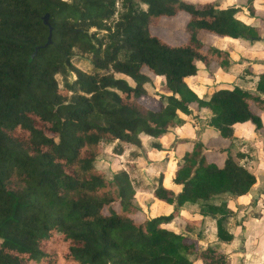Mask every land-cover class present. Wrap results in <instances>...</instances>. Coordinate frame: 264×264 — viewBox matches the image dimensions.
<instances>
[{"label": "trees", "instance_id": "1", "mask_svg": "<svg viewBox=\"0 0 264 264\" xmlns=\"http://www.w3.org/2000/svg\"><path fill=\"white\" fill-rule=\"evenodd\" d=\"M244 1L254 23L212 0H0V264H226L217 245L200 247L197 219L168 224L193 206L214 220L218 241L231 240L229 202L255 177L230 155L217 160L201 141H180L170 180L178 190L162 175L143 185L133 166L111 171L98 157L108 147L133 161L142 137L161 150L158 139L200 114L227 140L234 124L262 127L264 72L254 92L218 85L199 96L185 81L198 63L231 64L206 37L260 39L264 3ZM177 15L186 17L182 38L150 32ZM155 77L157 97L145 87ZM154 203L168 211L153 215Z\"/></svg>", "mask_w": 264, "mask_h": 264}, {"label": "crops", "instance_id": "2", "mask_svg": "<svg viewBox=\"0 0 264 264\" xmlns=\"http://www.w3.org/2000/svg\"><path fill=\"white\" fill-rule=\"evenodd\" d=\"M232 7L238 6L233 5ZM240 12L243 14L240 18L245 23H254L256 21L255 18L247 14L244 7H241ZM221 39L223 42L227 41L228 46L217 48L229 52L231 64L226 70H221L216 66L211 72L208 67L206 68L198 63L196 65L198 72L194 76L187 77L185 79L186 83L199 96L208 94L204 93V89L210 88L211 84L214 86L212 87L213 89L218 85H235L241 89L254 92L257 74L264 72V33L261 34L258 41L252 43L240 39ZM241 69H245L246 73L243 78L237 74ZM260 116L262 120L260 129L255 128L248 122L234 124L232 127V138L229 140L220 138L213 128L205 124L206 114H200L196 121L186 117V124L183 127L170 129L166 135L157 140L156 144L162 148L161 150L151 149L148 145L151 140L147 137H142L145 152L139 150L140 157H136L133 161L127 159L132 165L139 158L142 161H147L149 153L161 154L155 159L154 171L162 174V181L165 186L175 187V190H178V187L171 185L170 182L172 177L171 169L184 148L178 143L180 141H195L197 137L203 144L204 151L207 154L217 158V160H221L225 154H228L235 163L243 166L255 177V183L246 196L234 198L229 202L231 214L228 215L226 223L227 230L232 236L229 242L218 241L215 235L214 220L208 216L201 217L196 214L193 206L184 207V211L181 213L182 217L199 219L197 223L201 226L199 227L201 231L200 247L217 245L219 250L226 254V264H264V114H260ZM197 124L202 125H200L198 134L194 138L192 132L194 133L195 126L196 128L199 127ZM124 152L128 155L127 150ZM136 169L141 170V168ZM137 170L134 176L138 179H143L142 176H138ZM145 184L143 182V185ZM136 196L140 204L151 201V194L148 191L138 189ZM160 206L161 204L154 203L151 209L153 215L159 213L157 208H160ZM163 209L166 210L163 213L168 211L167 207ZM189 210H191V215L186 216L185 213ZM181 216L180 218H182ZM205 218H208V220ZM190 236L194 237L195 234H190ZM193 264H202V262L196 260Z\"/></svg>", "mask_w": 264, "mask_h": 264}, {"label": "rangeland", "instance_id": "3", "mask_svg": "<svg viewBox=\"0 0 264 264\" xmlns=\"http://www.w3.org/2000/svg\"><path fill=\"white\" fill-rule=\"evenodd\" d=\"M212 1H214L216 6H218V7L227 6V5H230V6L235 5V6H238L240 11H241V7H244V0H226V1H224V0H212ZM261 3H264V0H255L254 1V5L256 7L259 6ZM239 16H241V15H239ZM185 18L186 17L184 15H177L173 19L161 18V19H159L158 23L155 26L150 27V32L153 35L160 37L161 39H163L166 42L173 43V42H175L176 38L177 39L182 38V36H183L182 26H183V22L185 21ZM206 40L207 41L209 40L210 43L215 47H222V46L227 47L228 46L227 41L223 42L221 38L209 37V39H208L206 37ZM83 61L84 60L81 59L80 57H78V58L76 57L73 59V64L76 67L85 69L86 65H84ZM208 68H209L208 70H211V72H212L213 69L216 68V66L212 65ZM208 72H210V71H208ZM237 74H238V76L240 75L243 78L246 75L245 69H241L239 71V73H237ZM159 85H160V79L155 77L152 79L151 84L150 85L147 84L145 87L148 90V92L152 93L151 95H154L155 97H157V91H158ZM208 87H209V85H208ZM212 87H214L213 84L210 85V88L204 89L205 90L204 93H209L213 89ZM252 87H253V85H252ZM254 88H255V85H254ZM150 104H154V102L150 101V103H148L147 105L150 106ZM198 125H199V127H197V128H196V126L194 127L195 128L194 133L192 132V134H194V136H193L194 138L198 134V130L200 128V125H202V124H197V126ZM194 138H192V139H194ZM196 140H199V139L196 137ZM160 155L161 154L149 153L147 155V158H149L147 161H142L139 158L135 161V163L130 165V163L128 162L129 160H127V158H126V156H127L126 152H124L120 155L113 154V153H111L109 148L106 147L104 149V151L102 152V155L99 156L98 163H101L104 167H107L111 171H115L118 169H123L126 171L129 166H133V167L135 166V168H141V170L140 169L139 170L136 169V170H137L138 176H142V178H143V179H141L142 182H144L146 184H155L156 178H158V177L160 178L162 175L160 172L157 173L154 171L155 159L158 158ZM140 173H141V175H140ZM137 174H136V176H137ZM157 211L158 212L159 211L165 212L166 210L163 209L162 207H160V208H157ZM185 215L190 216L191 210H189L187 213H185ZM141 218H142V216L139 214L134 217V219L136 221L141 220ZM186 219H188V218H185V217L179 218V221L183 222L182 224L179 222V224L177 225V221L175 220L174 222H170L168 224V227L169 228L171 227L172 229L173 228L175 229L178 226L183 227V224H184ZM205 219L208 220V218H205ZM198 221H199V219H197V222ZM197 226L199 227L198 224H197ZM231 226H232V224H231Z\"/></svg>", "mask_w": 264, "mask_h": 264}, {"label": "water", "instance_id": "4", "mask_svg": "<svg viewBox=\"0 0 264 264\" xmlns=\"http://www.w3.org/2000/svg\"><path fill=\"white\" fill-rule=\"evenodd\" d=\"M42 23L48 27V35H47V40H46V44L49 43V40H50V26L48 25V22H47V14L45 13L43 16H42Z\"/></svg>", "mask_w": 264, "mask_h": 264}]
</instances>
